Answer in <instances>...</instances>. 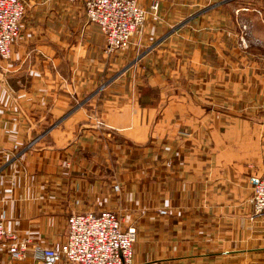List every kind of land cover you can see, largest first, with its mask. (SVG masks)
Instances as JSON below:
<instances>
[{"label":"crops","instance_id":"crops-1","mask_svg":"<svg viewBox=\"0 0 264 264\" xmlns=\"http://www.w3.org/2000/svg\"><path fill=\"white\" fill-rule=\"evenodd\" d=\"M22 1L0 59L5 227L46 247L65 241L69 215L108 210L136 228L133 264H264L250 202L264 165V4L216 0L108 54L80 2ZM235 3L242 47L212 13Z\"/></svg>","mask_w":264,"mask_h":264},{"label":"built area","instance_id":"built-area-1","mask_svg":"<svg viewBox=\"0 0 264 264\" xmlns=\"http://www.w3.org/2000/svg\"><path fill=\"white\" fill-rule=\"evenodd\" d=\"M80 2L91 24L98 26L108 54L124 52L133 37L139 35L146 23L148 11L144 0H68ZM157 2L149 10L156 13ZM25 14L22 0H0V59L9 60L13 45L20 37V24ZM243 46L245 43L242 41ZM246 47V46H245ZM250 202L254 215H264V165L260 174L251 178ZM115 186V190H117ZM164 213L163 211L161 212ZM66 238L46 247L33 245L7 229L0 219V245L6 244L8 262L22 261L29 250L38 264H133L136 228L125 226L119 212L103 210L98 213L71 214L66 222Z\"/></svg>","mask_w":264,"mask_h":264},{"label":"rangeland","instance_id":"rangeland-1","mask_svg":"<svg viewBox=\"0 0 264 264\" xmlns=\"http://www.w3.org/2000/svg\"><path fill=\"white\" fill-rule=\"evenodd\" d=\"M225 1L218 0L217 2ZM151 2H157L158 8L156 13H153L149 10V6ZM216 0H144L142 6L148 11L146 23L144 24L143 29L141 30L140 36L145 38L148 34L164 33L173 29L176 25H178L181 21L187 19L190 15L195 13L196 10H202L205 7H210L215 4ZM264 4V0H253L252 4ZM240 5L231 4L230 6L224 7V9L217 8L212 13L215 15L216 13L224 15L226 18V22L228 27V36L232 39L237 38L240 31L237 29L239 27L240 30L247 28L248 24H245L247 27H243L241 21L236 22L235 16H239L240 14L245 12L238 11L237 7ZM264 6V5H263ZM246 31V32H247ZM154 35V36H155ZM236 37V38H235ZM240 34L238 36L239 40ZM242 37H240L239 45L242 47ZM149 41H152L151 39ZM125 225V223H124Z\"/></svg>","mask_w":264,"mask_h":264}]
</instances>
